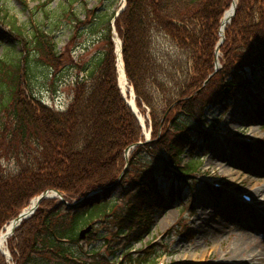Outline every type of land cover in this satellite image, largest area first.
<instances>
[{
  "label": "trees",
  "instance_id": "obj_1",
  "mask_svg": "<svg viewBox=\"0 0 264 264\" xmlns=\"http://www.w3.org/2000/svg\"><path fill=\"white\" fill-rule=\"evenodd\" d=\"M88 1L63 0L59 8L47 3L41 13L45 20L35 26L20 24L0 6V14L9 17L12 34L25 48L14 61L0 59V232L47 189H58L72 200L106 188L76 208L54 204L51 199L42 201L8 239L16 264L149 262L147 255L134 254L131 246L150 231L156 208L179 197L185 188L187 173L179 168L174 171L170 165L178 167V155L191 138L189 121L206 87L213 84L220 19L232 2L126 0L114 25L123 41L126 74L137 104L151 110L154 136L152 142L135 148L126 170V148L144 135L118 86L111 21L120 0H104L107 4L99 10L88 7ZM259 2L239 0L228 26L222 53L226 49L229 54L236 52L237 46H232L238 41L248 51L241 54L240 61L234 58L237 63L264 54V3L260 6ZM78 4L81 11L75 7ZM80 15L86 19L81 20ZM66 21L78 36L83 34L82 27L98 36L100 32L98 38L105 46L79 66L83 74L75 79L71 101L65 110H57L33 93L29 81L52 75L53 87L61 84L56 36ZM225 62H230L228 57ZM46 67L53 71L46 73ZM208 75L214 76L205 85ZM220 81L219 88L214 84L210 88L225 96L234 91L232 81ZM255 113L264 121L262 105ZM194 167L195 162L190 164ZM161 180L167 190L159 188ZM117 192L129 200L123 212H116L117 201L109 199L116 198ZM110 215L116 219V233L125 232V237L108 246L109 254L95 245L88 251L80 232ZM106 231L95 232L93 227L87 237L109 244ZM0 264H10L1 249Z\"/></svg>",
  "mask_w": 264,
  "mask_h": 264
},
{
  "label": "rangeland",
  "instance_id": "obj_2",
  "mask_svg": "<svg viewBox=\"0 0 264 264\" xmlns=\"http://www.w3.org/2000/svg\"><path fill=\"white\" fill-rule=\"evenodd\" d=\"M62 1L63 0H2L0 6L3 8L4 12H8L12 17L18 20L20 24L29 23L34 25L45 20V18H41V13L46 6L45 4L50 3L51 7L59 8L61 7ZM88 2V7L96 8L97 10H99L102 5L107 4V1L105 2L104 0H89ZM238 2L239 0H237V3ZM263 3L264 0H260L258 5L261 6ZM75 7L77 10L81 11V4H78ZM84 16L85 15H80V19L85 20L86 18ZM9 20V17L3 18V14H0V59L6 58L7 60L14 61L22 55V51H24L25 48L22 46V43L19 42L17 37L12 34ZM82 31L83 34L78 36V34L75 33L76 31H73L71 24L69 25V21H66V24L61 27V30L56 36L58 43L57 52L60 60L58 69L62 71L61 74L58 75L59 77H62V82L58 87H53L51 84L52 75L50 74V76L47 77H45V75H39L36 79L29 81L33 93L39 96L45 104L53 108L65 110L68 107L72 99V89L76 82L75 79L83 74L79 72V66L84 63L87 64V62L97 55L103 49V46H105V44L99 39L101 37L100 32H97L100 34V36H98L97 34L91 33L88 27H82ZM113 32L114 36L112 39L114 41V51L116 52V42L118 40H121L122 42V39L116 30ZM242 43L243 41H238L232 46V48L237 46L236 52H233L232 54H229L228 49H226L227 53H222L220 62H218V64H216L217 62L215 63L214 72H216V75H208L206 77V80L209 81V79L214 76L213 84L215 85V88L221 78L230 79L232 75L241 73L240 71L243 70V68L244 72L241 74L244 76L252 67L248 60L242 61L240 64H237V61L234 60V58L239 60L241 54L247 55V52L244 53L245 50L247 51V49H244L246 45H243ZM227 57L230 62H225ZM216 67H218L217 70ZM44 70L46 73L48 71H53L47 67L46 69L44 68ZM55 78L56 77H54L53 80H55ZM249 81L250 86L248 87L250 93L251 90L256 93L252 94L256 96L252 98V100H249V93H247L246 90H243L238 94L240 97L233 99L234 101L229 103L230 108L226 111H221L219 107H214L212 110H203L205 113L209 114V119H213L215 116H220L216 125L221 131V134L219 135L220 137L214 135L212 140L203 141L193 136L190 146L193 145L192 143L194 141V150H192L191 154L189 152L184 154V161L204 160L202 170L206 169V173L209 174V176L222 178L227 184L237 187L239 191H247L253 196L256 195L257 199H260V201L258 200L259 202L257 203V206H254L253 208L249 206V208L253 211L259 213H262L263 211L264 213L263 194H258L254 190L257 186L264 184V126H262L261 121L254 119V115L250 110V105L255 107L259 102L264 103V74L256 71L249 76ZM213 84L209 83V87H206L207 91L204 97L205 100L212 96L213 88L211 89L210 86ZM244 99H246L248 104L246 101H243ZM139 108L138 110L145 123V126L143 127L144 139L140 140V142H151L154 139L151 110L146 105H143L140 109ZM167 115L168 113L166 116ZM164 118L165 116L162 118L163 121ZM193 120L194 119H190V122L192 123ZM206 120L208 119L206 118ZM192 133L194 134L196 131H193ZM241 137L252 138L257 142L252 143V147L249 150H245L246 152H243L235 142ZM226 168H228V171H225ZM165 184L166 183L161 180L159 187L164 188ZM227 191L228 192H226L225 195L232 194L235 195V197L238 196L235 194V190L228 189ZM193 192L194 193H191L192 195L190 193L184 194L179 201H166L161 207L157 208L153 215L154 222L150 235L145 237L142 244L137 243L135 245L136 249H145L147 242V244L157 242L160 249L166 250L168 248L172 253V255H167L165 257V264L178 260L190 261L187 264H253L242 255L232 257V255L226 252V250L231 248V244H233L235 239L243 238H245L244 240H254V242L251 241L252 245L260 244V247L264 248V235L259 234L258 231L247 229V224L251 223L253 225L258 222V220L254 216H248L247 214H244L242 217H230L226 220V229L219 233L216 228L221 221L220 217L221 215L226 216L225 213L221 214L222 211L226 210V206H231L232 204H235V202L233 200H226L225 205H222L219 209L211 201V194L207 189V184L204 182L196 185ZM63 195L70 203L75 201L78 202L81 198L79 197L70 200V198L66 197L64 193ZM115 196L116 199H113V197H110L109 199L110 201H117L116 206L118 209L121 210L122 208L127 207L128 199H119L120 192H117ZM92 197H94V195ZM92 197L88 199L91 200ZM86 198V196H84L83 199L81 198V202H85ZM147 199L148 197H146V200ZM51 200L54 201V204H58L59 202V198ZM223 200L224 197L222 199L219 198V201ZM182 204H184L183 208H181ZM86 205H88V203L83 204L82 208L84 209ZM62 210L65 212V208ZM213 214L215 215L213 216ZM200 217L207 219L204 225H202ZM95 227L100 231L111 230L108 238L113 237V239L108 241L110 244L117 242V234H114L112 231V229H114V221H111L108 218L104 220L103 218L100 219L98 223H95ZM191 231L194 232V237L193 235H190ZM82 240H84V245L88 250L94 245H102V251L108 252L107 243L103 244L102 241L88 239V237H85ZM249 246L251 245H247L246 247ZM208 249H210L209 253L206 254ZM110 257L111 256L109 255V258ZM218 258H224V260ZM254 264H259V262L254 261Z\"/></svg>",
  "mask_w": 264,
  "mask_h": 264
},
{
  "label": "bare ground",
  "instance_id": "obj_3",
  "mask_svg": "<svg viewBox=\"0 0 264 264\" xmlns=\"http://www.w3.org/2000/svg\"><path fill=\"white\" fill-rule=\"evenodd\" d=\"M234 6H232L225 14V17L222 21V25H221V35H225L226 31L225 28L228 25L232 14L234 12ZM119 81H120V86L124 92L125 95L128 96L129 98V102L130 104H132V106L134 107V110L138 113L140 119L142 120V122H144V119L140 113V111L137 109V106L135 104V100H134V96L131 92L130 87L128 86L127 83V79L124 75L123 72V68L121 63L119 62ZM228 168L225 169V171ZM254 190L256 191V193L258 194H263V198H264V184L257 186L256 188H254ZM231 199H228L227 201H230ZM235 202V201H234ZM37 203V199L35 198L30 205V208L35 205ZM239 204L241 205V202H239ZM235 202V204H232V206L234 205H239ZM229 207V206H227ZM29 209V208H28ZM225 213L226 216H221L220 219L221 221L218 223V226L216 228V230L221 233L226 229L227 226V218H236V217H242L244 214H247L248 216H254L258 222H256L255 224H247V229H251L253 231H258L259 234L264 235V213H259L257 211H253L250 208H242L241 209H237L235 207L232 208H226V211L223 212V214ZM215 214H213L214 216ZM254 219V218H253ZM200 220L202 221V225L205 224L207 219H203L202 217H200ZM14 224L10 223L7 227H6V232L2 233V237H1V243L4 246L7 240V232H9L12 229V226ZM201 225V226H202ZM199 229V228H197ZM194 234V232H191L190 235L192 236ZM243 238V237H241ZM243 239H235V241L233 242V244H231V248L227 249L226 252L230 253L232 255V257H238L239 255H242L244 257H246L250 262H252L254 264V261H258L259 264H264V248H261L260 244H254L252 245V242H254V240H244ZM252 241V242H251ZM251 243V244H249ZM247 245H251L249 247H246ZM227 253V254H228Z\"/></svg>",
  "mask_w": 264,
  "mask_h": 264
},
{
  "label": "water",
  "instance_id": "obj_4",
  "mask_svg": "<svg viewBox=\"0 0 264 264\" xmlns=\"http://www.w3.org/2000/svg\"><path fill=\"white\" fill-rule=\"evenodd\" d=\"M235 10H234V13H233V16L235 15ZM223 39L221 40L220 44L218 45L217 47V52L219 51V48L221 46V43L223 42L224 40V37H222ZM128 151H129V148L126 149V154H128ZM100 191V189H97L93 192H90L86 197H89L91 196L92 194H94L95 192H98ZM59 196L62 200L63 203H66L69 207H74L78 204L81 203L82 200L78 201V202H74V203H68L62 196L61 192L59 190H56V189H48V190H45L44 192H42L41 194H39L36 199H37V203L35 205H33L31 208H27V209H24L14 220H13V226H12V229L7 233V236L13 234L16 230V228L22 223L23 220L31 217L34 212L37 210V208L39 207L40 203L42 202V200L44 199H47V198H52V197H57ZM87 230H84L82 232L85 233ZM5 253V252H4Z\"/></svg>",
  "mask_w": 264,
  "mask_h": 264
}]
</instances>
